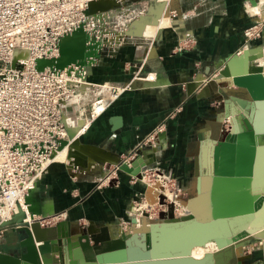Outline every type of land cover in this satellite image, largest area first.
<instances>
[{
  "label": "crops",
  "instance_id": "crops-1",
  "mask_svg": "<svg viewBox=\"0 0 264 264\" xmlns=\"http://www.w3.org/2000/svg\"><path fill=\"white\" fill-rule=\"evenodd\" d=\"M259 1L180 0L176 5L179 11L190 12L182 14L172 28H164L169 26L168 19L164 29L156 28L153 37L129 38L117 52L101 54L87 74L92 86H100L97 96L103 93L109 98V92L101 88L106 84L129 88L91 121L88 130L81 134L80 143L100 149L113 159L110 163H115L131 154L144 153L146 141L157 135L160 151L166 153L163 169L170 170L180 184L198 188L200 179L209 173L207 167H202L201 153L207 145L217 146L211 137L213 128L218 118L226 120L229 112L226 107L221 113L214 109L210 95L216 92L212 86H200L197 78L221 68L247 48L264 53V37L248 45L244 37V31L263 17L264 10L256 13L262 6ZM249 64L262 67L264 61L258 59ZM95 98L86 101L88 108ZM249 101L244 95L230 97L223 103L230 106V122L235 120L244 129L245 121L253 124L257 114L264 122V113ZM233 109L236 112L232 115ZM155 152L147 150L148 154ZM153 166L147 168L155 169ZM93 168L88 166L89 173L84 175L76 168L54 162L32 194L30 204L36 220H41L44 228L58 227L51 233L55 238H70L82 226L91 228L93 235H100L103 227L112 226L123 217L139 192L130 180L102 183L93 176ZM195 179L199 180L196 184L192 181ZM26 215L32 218L31 212ZM22 238L25 233L0 229V251L22 253ZM255 256L259 259L254 262L264 264L261 251Z\"/></svg>",
  "mask_w": 264,
  "mask_h": 264
},
{
  "label": "built area",
  "instance_id": "built-area-1",
  "mask_svg": "<svg viewBox=\"0 0 264 264\" xmlns=\"http://www.w3.org/2000/svg\"><path fill=\"white\" fill-rule=\"evenodd\" d=\"M95 1L0 0V227L30 211L32 194L70 141L69 130L82 119L84 134L129 88L103 85L109 98L100 93L88 109L83 97L75 100L85 86L100 87L87 82V74L101 54L117 52L133 38L128 31L134 17L122 19L130 0H113L118 8L88 14ZM263 27L247 29L246 43L263 37ZM78 30L85 33L87 56L63 68L53 63L39 69L41 60L57 61L62 40Z\"/></svg>",
  "mask_w": 264,
  "mask_h": 264
},
{
  "label": "water",
  "instance_id": "water-1",
  "mask_svg": "<svg viewBox=\"0 0 264 264\" xmlns=\"http://www.w3.org/2000/svg\"><path fill=\"white\" fill-rule=\"evenodd\" d=\"M174 2L175 0H173L171 3L172 9L174 8ZM119 6L120 5L113 0L95 1L89 5V10L87 13L92 15L99 12L109 11L118 8ZM172 9L171 6H168L167 8L166 3H161L157 7H151L149 14L140 17L139 19H136L132 22L131 28L128 31V36L133 38L143 37V34L137 31V27L140 23H138V21H141L142 23H151L157 25L159 23V20L163 17L164 11H166L165 17H168L169 12ZM85 42L86 36L83 30H78L71 36L65 37L60 45V58L57 61H39V69H43L44 67L52 65L53 63H55L58 67L63 68L71 63L83 60L87 56ZM262 58L264 59V56L262 54V51L260 50H256L255 48L244 50V52L240 54L238 58H236L235 56L228 60L224 69L220 72V75L215 78V81H218L220 83L223 79H231L230 81L233 83V85L238 88V90L235 91L234 94H240L241 92L247 94L248 100L251 101L250 105L254 106L257 104L258 100L264 99V71L254 72L249 63ZM235 63L239 64V67L241 68L243 73L233 76L230 70V66L234 65ZM215 81L209 82L208 86H214ZM220 93L223 94V91H220ZM225 107L228 109L227 105L223 104V108ZM248 109L249 111H251L252 108ZM244 124L246 126V131L251 132L252 127L250 126L249 122L245 121ZM236 132L237 128H234L232 126L229 134L224 141H233L235 136L234 134ZM74 137L75 133L73 132V129H70V140ZM79 158L80 157L74 159L76 163H74L75 165L73 166L77 169H79L80 167H84V165L82 166V163L78 161ZM156 161L157 159L154 155H149L147 162L144 160V158L138 157L131 163L120 164L119 169L121 171L129 173L134 168H144L155 163ZM98 162L99 164L104 163V161H97L96 163ZM118 164L119 161L115 162L114 165L117 166ZM216 182L219 184H217ZM245 182L250 183L251 180L246 178L234 177L231 173L223 174L222 176H217L215 178V183L211 187L212 204L215 209L213 210L214 214L217 215L218 209L226 207L229 200H227V197L225 198V195L230 196V198L228 197V199H230V204H235L236 202H239L240 199H243L242 197L244 196L241 195L244 192H246L245 194L248 198H255L257 205L260 206L264 203V195L258 196V194H255L249 187H247L244 192L242 191V187H244L245 185L242 186L240 184H243ZM30 212L32 214L31 222H25L27 215L24 212H21L20 214L15 215L12 220L5 223L4 226L0 228L25 233V238H22L20 241V246L23 249V252L20 254H6L0 251V264H202L203 262L214 264L215 259L218 260L224 257L225 252H227L230 246L233 247V257H231L230 253V264H244L242 260L236 258L237 254L235 252V246L241 244L240 242L242 240L235 242V244L228 245V241L218 233L205 231L195 235V237H197L194 238L192 242L183 243L180 248L176 247L174 248V250H167L166 245L169 244V241L165 242L163 241V239H154L149 250L130 247L124 252L119 253V255H122L118 256V258H112L108 256V258L111 260H108L109 263H107L106 261H104V257L110 252L122 251V249L120 248L123 245L121 244L120 248H117V246L111 245L108 242L109 237L108 235H106V227L102 228V233L100 235H94L92 237L95 242V246H92V248H90L89 250H94L95 255L93 258L89 257V261L85 256L86 251L82 250L78 245V235H71L70 238H66L65 240H62L61 238L57 239L52 236L51 233L58 230V227H42V221L35 219L34 216L36 214L32 211V208H30ZM256 237L260 238L261 235H256ZM177 238L179 240L182 239L180 236H177ZM103 242H106L108 244V247L105 250L100 247V243ZM209 242H215L218 248V251L216 253L211 254L212 256L209 259V256L203 258L202 260H196L192 258V249L194 247L204 246Z\"/></svg>",
  "mask_w": 264,
  "mask_h": 264
},
{
  "label": "rangeland",
  "instance_id": "rangeland-1",
  "mask_svg": "<svg viewBox=\"0 0 264 264\" xmlns=\"http://www.w3.org/2000/svg\"><path fill=\"white\" fill-rule=\"evenodd\" d=\"M172 1L173 0H130L127 4V11H126V13L125 12L123 13L124 15H123L122 19L126 20L127 16L131 15L132 17H134L133 21H135L136 19H139L140 17L146 16L147 14H149L151 7H157L161 3H166L167 8H168V6H171V9H172V4H171ZM178 1H180V0H175L174 5H173L174 10L172 9L169 12V16L166 17V19H169V26H166L164 28H172V26H174V22H176L178 20V18L181 17L182 14L190 12V10H189V12H185V11L180 12L179 11L180 8L176 7V5L178 4ZM258 3L259 4L261 3L262 6L260 8H258V11L256 13H261V11L264 10V0H260ZM165 13H166V11H164V15H163L162 19L165 18ZM262 16L263 17L260 18L261 21L255 22L252 26L248 27L247 29L254 27V25H257L259 23L261 24V27H263L264 26L263 25L264 14ZM173 20H175V21H173ZM164 28L160 29V27H158L159 30H162ZM261 29L264 30V27ZM246 30L244 31V33L246 32ZM263 37L258 38V39H262ZM139 38H145V37L143 36V37H139ZM258 39H256V40H258ZM191 40H193V39H191ZM252 41H254V40L249 41V43H251ZM191 42H193V41H191ZM248 44L246 43V45H248ZM124 45H126V44H124ZM247 49H251V48H247ZM227 62H225V64L221 68H218L214 71H211V73H208L206 75L204 74L203 78L202 77L197 78L198 79L197 83H199L200 86L203 85L204 87L205 86L209 87L208 86L209 82L215 81V78L218 75H220V72L224 69ZM252 68L254 70H257L260 68L263 71L264 65L262 67H259V66L256 67L255 65H253ZM87 82H88V80H87ZM232 85H233V83L230 81V79H223L220 83L218 81H215V85L212 86L213 90L216 93H213L210 96H212L214 98L213 99V105L216 106L214 109L218 110L219 113L224 112V110H225L223 108V103L225 102V100H229L230 97H239L240 98V96H244V95L247 96V94H245L243 92H241L240 94H238V93L234 94V92L237 91L238 88L235 86L237 88V90H233L231 87ZM209 88H211V87H209ZM97 89H99V88L94 87V90H93L90 86L84 87L83 92L80 93L81 96L78 97V98L83 97L84 102H82V105L86 104L87 103L86 101H88L89 98H92V96H93V98H95L97 96V94H98ZM220 91H223V94L220 93ZM247 99H248V97H247ZM249 102H251V101H249ZM87 109H88V107H87ZM72 115L74 116V114H72ZM221 118H222V116L220 118H218V120L215 124V127L213 128L212 136H211L213 142L217 146L213 145V147H210V145H207L208 148L204 149L203 152L201 153L202 154V167H204V166L207 167L209 169V172L210 171H216V169H217L216 168V162L220 163V160H221V154H220L217 158V161H216V155H215L214 148L220 149L226 142H228V140L227 141H224V140L226 139V137L229 134L230 129L232 127V122H229L228 120L222 121ZM242 136H245V135H242ZM259 140H261V139H259ZM158 143H159V141H158L157 135H155L153 138H149L146 141V144H145L146 148L144 149L145 150L144 153H139L138 155L131 154L126 159H124L123 161H119V164L117 166L114 165L115 163L114 164L110 163V162H113V159L110 156H107V159H108L107 161L109 163L104 162L102 164H99V162L96 163L97 161H95V160L87 159L90 162V164H88L87 160H85V159L83 160V158L80 157L78 159V161L81 162L82 166L84 165L85 168L80 167L79 169H77L76 167L73 166V165H75L74 163H76V162H75V160H73L75 158H73L72 156L69 158L65 157V159L64 158L59 159V162H61L63 165H66L69 168H73V169L76 168L78 170V172H80L81 174H84V175H87L89 173L88 166L94 167L93 168L94 172L92 170H91V172L94 174L93 176L97 177V179L100 180L102 183H107L108 185H110L109 183L116 182L117 184H121L124 180H130V182L133 184V186L138 188L139 192H136V194L133 196V198L131 200L130 208L125 210L124 215L122 218H120V220L114 221V222H117L116 224L109 226L111 228V233H112V236L114 239H117L114 237V229L115 228H119L120 232L124 235V238L117 239V240H124L125 239L124 241H129L130 238H132V237L137 238V237H135V235H136L135 233H138V235L141 236L142 232L149 231L153 225H162L163 226L162 223H164V222L178 220V219L181 220L182 218L187 216V213L188 214L191 213L193 216H195L194 219L189 220L188 223L199 220L197 217L198 215L192 209V204H193L194 200H196L197 197L199 196V193H200L199 189L197 187H195V185H192V184H187V185L180 184L179 179L174 177L170 170H166L165 168L163 169L164 165H161V164H163V162H164V158H165L166 153H164V150L160 151V147L158 146ZM230 143H232V142L230 141ZM234 144H235L234 147L236 150L237 149V143H234ZM250 147L251 148L253 147L254 150L256 148L255 146H252V144H248V150ZM147 150H149V152L156 150V152L154 154H148ZM159 151H160V153H159ZM139 152H141V151H139ZM236 154H235V157L233 160L234 165H237L238 163H240V165H241L243 158H241L239 160L238 157L236 156ZM149 155L156 156V159H157L156 163L158 165L157 164L156 165L151 164L152 166L154 165L153 167L155 169H148L146 166V169L141 172L140 179L137 176H132V175L128 174L127 172L121 171L119 169L120 164L131 163L134 159H136L138 157L144 158V160L147 162ZM254 156H255V154H254ZM70 158H71V160H69ZM191 160L192 161L194 160V156L191 158ZM151 165H148V166H151ZM253 165H254V161H253ZM113 166H114V170L111 171V168ZM95 167H96V169H95ZM200 167H201V164H200ZM116 172H117V175H115ZM120 172H122L121 176H120ZM113 174L115 176H112ZM192 181L194 184H196V182L197 183L199 182V180H196V179L192 180ZM204 219H202V221ZM27 220H28V218H27ZM250 220H251V217H247L243 220L244 223H241V222H240V224L238 223L237 232L234 233L235 236L230 238L231 240H233V239L237 240V239L243 238L244 236H247V238L245 240H242L240 242L242 247L245 249V252L241 253V256H239L236 253L237 254L236 258L242 260V262L244 264L245 263L249 264V263H252V262L258 260L259 258H256L255 254L260 253V251L262 253L260 260L263 261V254H264V249H261V248H264V240H260L259 238L256 237V235H250V233L248 232V230H250ZM186 222H184V223H186ZM2 226H4V224ZM91 230L92 229L88 228L87 226L78 227L76 230H74V233L72 235H84L82 237L81 241L89 244V248L87 249L88 251L84 250V251H86L85 256L93 258L95 255V253H94L95 251L89 250L90 248H92V246L93 247L95 246V242L92 239V237L94 235L91 233ZM127 234H129V236ZM85 235L86 236L88 235L90 242H88V240H86L87 238ZM240 235H241V237L237 238ZM138 240H141V239L138 238ZM258 246H259V248H258ZM100 247L103 250H105L108 247V244L106 242L100 243ZM117 248H120V245H117ZM232 250H233L232 246H230L227 250V252L231 253V257H233L232 256ZM100 251H102V250H100ZM231 257L228 256L226 253V254H224V257H222L218 260L215 259L214 264H230V258ZM252 264H263V263L254 262Z\"/></svg>",
  "mask_w": 264,
  "mask_h": 264
},
{
  "label": "bare ground",
  "instance_id": "bare-ground-1",
  "mask_svg": "<svg viewBox=\"0 0 264 264\" xmlns=\"http://www.w3.org/2000/svg\"><path fill=\"white\" fill-rule=\"evenodd\" d=\"M160 20L157 25H154L151 23H142L141 21H138V23L139 22L140 23L137 27V31L143 34V36L145 35L147 38H151L155 35L157 27H160L161 29L164 26H166L168 22V19H166V17L163 18L161 21ZM262 54L264 56V53ZM19 55H22V53L21 52L17 53V56ZM235 56L236 58H238L239 55H235ZM260 60L264 61L263 58ZM230 70L233 76L243 73L238 63L231 65ZM253 71L257 72V71H262V70L259 68L257 70L253 69ZM81 92H83V90L80 91V93ZM80 93L79 95H77L75 100L80 99L78 98L81 96ZM255 106L257 107L258 111L264 113V99L258 100ZM254 109L256 108L254 107ZM227 110L229 112V115L226 120L230 122L229 120L230 119V106ZM234 112H236L235 109L232 110V115L234 114ZM259 118H260V114H257L256 120L253 122V124L249 123L250 126L252 127L251 132L246 131V128L244 129L242 124L234 120L232 122V126L234 128H237V132L234 134L235 136H234V140L231 141L232 143L228 141L220 149L214 148L215 155H216V161H217L218 156L221 154L220 163L216 162V168H217L216 171H210L206 177H203L202 179H200V183L198 184V189L200 193L197 199L194 200L192 204V209L198 215L197 217L199 220L188 223L189 220L191 219L193 220L195 216H193L191 213L189 214L187 213V216L182 218L181 220L178 219V220H173V221H167V222L162 223L163 226L153 225L149 231L142 232L141 236H139L138 233H135L136 234L135 237L137 238L132 237L130 238L129 241H124L125 239L117 240V239L124 238V235L120 232L119 228L114 229V237L117 238V239H114L111 233V228L109 226H106L107 228L106 235H108L109 237L108 242L111 245L117 246V245L122 244L123 246L120 248L122 249V251L114 252L112 250L113 252H110L108 255L104 257L105 259L104 261L109 263L108 260H111V259H109L108 256L112 258H118V256L122 255V254L119 255V253L124 252L130 247L140 248L143 250H149L154 239L156 240L163 239V241L165 242L169 241V244L166 245L167 250L168 249L174 250V248L176 247L180 248V246L183 243L192 242V240L197 237V236L195 237V235L203 231L211 232V233H218L220 236L224 237L228 241V245H232V244H235V242H238V241H241L247 238V236H244L243 237L244 239L240 238L241 237L240 235L237 237L240 239H237V240L230 239L231 237L235 236L234 233L237 232L238 223L239 224L240 222L244 223L243 220L247 217H251L250 230H248L250 235H257V236L261 235L259 239L264 240V218H263L264 217V203L261 204L260 206L257 205L256 199L252 197L251 198L249 197L250 198L249 199L247 195L245 194L246 192H244V190L247 187H249L250 189L253 190L255 194H258V196L264 195V122H262ZM78 125L82 127L83 125H85V121L80 119L78 122ZM78 125L75 126V128L73 129V132L75 133V137L71 139L69 143L65 145L64 148L55 155V162H59L60 158L65 159V157L69 158L71 156L73 158L82 157L84 159H90V160L107 161L108 160L107 153L101 151L98 148L87 147L80 143L79 138L83 130H80ZM242 135H245V136H242ZM234 143H237L236 150L234 147L235 146ZM248 144H252V146H255L256 147L255 150L253 147L252 148L250 147L248 150ZM235 154L239 160L243 158L241 165L240 163H238L237 165H234L233 160H234ZM69 160H71V158ZM253 161H254V165H253ZM144 168L142 167L134 168L128 174L132 176H137L140 179L141 171ZM230 173L234 177L250 179L251 182L250 183L245 182L243 184H240L242 186L243 185L245 186L244 187L241 186L243 188L242 191L244 193L242 192L243 194L241 193L242 195L241 194L240 195L244 197H242L243 199H240L239 202H236L235 204H232V203L230 204V199H228V197L230 198V196L225 195V198L227 197V200L229 201L226 207L218 209V212L216 215L214 214V211H213L215 209L212 204L211 187L215 183V178L217 176H222L223 174H230ZM224 190H227V189H224ZM234 197H238V196H234ZM202 219H204L203 220L204 222L202 221ZM31 221H32V218L28 220L26 218L25 220V222H31ZM127 235L129 236V234ZM83 236L84 235H80L78 237V245L82 250H87L89 248V244L86 242H81ZM177 236H180L182 239L179 240ZM86 238H87L86 240H88V235L86 236ZM138 238L141 240H138ZM217 251H218V248L215 242H209V243H206V245L204 246L194 247L192 249L191 256L192 258L196 260H202L203 258L207 256H209L208 257L209 259L212 256L211 254H214ZM235 252L239 256H241V253H244L245 249L242 247L241 244H239L235 246ZM226 253L228 256H230V252H225V254ZM86 259L90 261V258L88 256H86ZM131 259H134V258H131ZM202 264H209V263L203 262Z\"/></svg>",
  "mask_w": 264,
  "mask_h": 264
}]
</instances>
